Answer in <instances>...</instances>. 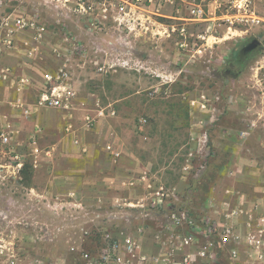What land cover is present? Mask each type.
<instances>
[{"label": "rangeland", "instance_id": "obj_1", "mask_svg": "<svg viewBox=\"0 0 264 264\" xmlns=\"http://www.w3.org/2000/svg\"><path fill=\"white\" fill-rule=\"evenodd\" d=\"M235 12L230 0H0V23L8 14L43 23L41 52L31 58L46 69L51 49L69 46L81 94L114 109L106 119L172 193L158 206L148 199L86 209L27 194L10 166L16 143H0V244L13 248L14 264H82L79 251L97 255L125 233L146 253L161 245L179 253L183 230L172 213L199 221L221 219L238 203L264 211V0H251L254 21ZM248 37L261 49L231 65ZM30 159L28 150L22 161ZM206 264L234 262L218 251Z\"/></svg>", "mask_w": 264, "mask_h": 264}, {"label": "crops", "instance_id": "obj_2", "mask_svg": "<svg viewBox=\"0 0 264 264\" xmlns=\"http://www.w3.org/2000/svg\"><path fill=\"white\" fill-rule=\"evenodd\" d=\"M24 36V32H15V47L3 45L0 53V130H11V141L21 159L30 150L32 137L42 148L48 144L50 151L41 153L36 166L30 159V178L27 184L18 183L27 188V194L34 191L55 202L64 199L81 209L105 202L137 206L150 200L160 184L158 177L135 148L124 143L113 120L97 115L101 105L95 93L81 94L73 76L71 84L77 93L73 110L37 103L46 68L39 59L31 58L41 52L40 44L36 46L28 36L33 48L28 54L22 45ZM51 58V63L62 61L61 57ZM85 114L94 117L91 126L85 124Z\"/></svg>", "mask_w": 264, "mask_h": 264}, {"label": "built area", "instance_id": "obj_3", "mask_svg": "<svg viewBox=\"0 0 264 264\" xmlns=\"http://www.w3.org/2000/svg\"><path fill=\"white\" fill-rule=\"evenodd\" d=\"M230 2L231 7L236 11V18L246 22L255 20L253 12H250L251 0H230ZM124 8V5L117 7L119 13H124ZM191 13L201 16L203 11L200 7H193ZM0 28L4 32L0 41L7 48L15 47V32L26 33L27 36H24L22 45L28 54L33 52V48L28 44V36L34 39L36 46H39L44 39V25L35 15L8 14L1 21ZM68 48L69 46L65 51H60L57 47L51 49L52 55L61 57L62 61L53 62L42 73L44 83L37 94L39 105L73 110L77 93L71 84L74 70L71 53L67 52ZM96 111L99 116L115 114L113 108L99 105ZM83 119L87 126H91L94 122V117L90 114H85ZM11 136L12 132L8 127L1 129L0 143H11ZM49 151V148L40 147L36 139L32 137L29 150L32 166H36L42 152L47 155ZM10 160V166L16 170L21 168L22 159L19 153L12 151ZM170 194H172L170 190L160 183L150 201L154 206H158ZM257 211L259 213L254 214ZM172 218L174 224L183 230L182 235L179 236L178 248L181 249L179 253L166 245H161L153 254L146 253L137 238L125 233L102 247L97 255L81 250L78 257L82 264H206L215 261L220 251L234 264H264V211L259 208V203H254L249 208H245L242 203L228 206L222 213L221 219L197 221L186 212L172 213ZM173 235L171 232L167 242L173 241ZM71 250L76 249L71 247ZM14 260L13 248L0 244V264H14Z\"/></svg>", "mask_w": 264, "mask_h": 264}, {"label": "flooded vegetation", "instance_id": "obj_4", "mask_svg": "<svg viewBox=\"0 0 264 264\" xmlns=\"http://www.w3.org/2000/svg\"><path fill=\"white\" fill-rule=\"evenodd\" d=\"M261 49V45L259 42L255 40L253 37H248L241 41L236 47L235 51H233L231 56V65L242 66L244 62L251 57L254 53ZM240 70H238L239 72ZM236 72V75H238Z\"/></svg>", "mask_w": 264, "mask_h": 264}, {"label": "trees", "instance_id": "obj_5", "mask_svg": "<svg viewBox=\"0 0 264 264\" xmlns=\"http://www.w3.org/2000/svg\"><path fill=\"white\" fill-rule=\"evenodd\" d=\"M30 167L31 166L29 164H27L26 162H24L22 164L21 168L18 170L19 173H20V175L22 173V177L24 178V181H25L24 184H27V181L30 178V171H29ZM22 183H23V181H22Z\"/></svg>", "mask_w": 264, "mask_h": 264}, {"label": "water", "instance_id": "obj_6", "mask_svg": "<svg viewBox=\"0 0 264 264\" xmlns=\"http://www.w3.org/2000/svg\"><path fill=\"white\" fill-rule=\"evenodd\" d=\"M257 42H258V40L257 39H255Z\"/></svg>", "mask_w": 264, "mask_h": 264}]
</instances>
